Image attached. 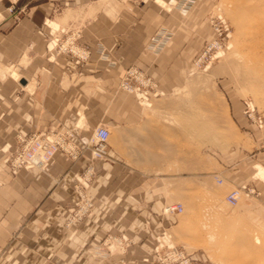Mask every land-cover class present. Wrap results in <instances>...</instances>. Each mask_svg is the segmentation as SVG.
I'll return each mask as SVG.
<instances>
[{
  "label": "crops",
  "instance_id": "1",
  "mask_svg": "<svg viewBox=\"0 0 264 264\" xmlns=\"http://www.w3.org/2000/svg\"><path fill=\"white\" fill-rule=\"evenodd\" d=\"M99 1H28L30 13L18 23L0 18V65L20 70L17 78L0 75V264H89L95 262L89 249L109 233L134 238L124 257L140 260L160 231L173 233L178 226L182 212L165 208L180 202L175 192L189 191L195 176L222 173L233 185L242 182L236 162L227 167L214 160L212 171L200 162L198 171L192 169L190 146H185L189 128L155 120L134 94L120 88L132 63L155 75L166 91L181 83L174 74L185 69L189 50H197L202 38L201 17L180 13L182 0H162L169 7L160 0H105L94 12L96 21L83 28L84 40L95 48L89 59L46 49L47 19ZM163 27L172 38L154 52L152 38ZM98 124L109 130L102 158H94L89 146ZM52 128L73 131L79 156L58 151L46 168L13 174L4 161L6 151L21 145V138ZM259 153L253 154L255 161ZM89 162L97 170L90 187L93 213L67 225L77 176ZM96 264L122 262L110 256Z\"/></svg>",
  "mask_w": 264,
  "mask_h": 264
},
{
  "label": "rangeland",
  "instance_id": "2",
  "mask_svg": "<svg viewBox=\"0 0 264 264\" xmlns=\"http://www.w3.org/2000/svg\"><path fill=\"white\" fill-rule=\"evenodd\" d=\"M5 1L8 4L2 8ZM28 1L36 0H0V18L9 17L18 23L30 13ZM103 1L47 19L46 49L77 58L78 51L84 50L88 55L81 60L89 59L95 48L84 40L83 28L102 8ZM178 9L188 16H200L197 26L202 32L200 42L196 41L198 49L189 50L185 69L174 74L176 82L181 83L166 91L155 75L132 63L124 69L120 88L142 103L143 90L135 83L141 77L150 78L153 84L144 95L151 104L142 105L157 121L189 128L185 146H190L192 169L198 171L200 162L206 163L207 171L213 170L214 160L223 166L236 162L241 165L236 175L242 182L233 185L222 173L216 175L223 178V183L215 180V174L195 176L189 191L174 194L175 201L184 207L177 217L178 226L173 233L160 231L152 251L137 260L124 257L134 243L122 253L105 257L98 256L91 247L88 249L95 262L89 264L102 263L110 256H120L122 264H264V85L246 76L248 66L256 64V59L264 61V0H182ZM171 36L168 27L159 29L150 48L161 51ZM4 69L7 72L3 73ZM133 69L136 71L132 75ZM0 71L1 76L17 78L20 74L14 65L1 64ZM127 82L136 88H129ZM259 151L261 157L255 161L253 154ZM237 186H244L242 195L238 204L231 205L226 194ZM168 246L183 251L184 256L180 254L169 263L158 260Z\"/></svg>",
  "mask_w": 264,
  "mask_h": 264
},
{
  "label": "built area",
  "instance_id": "3",
  "mask_svg": "<svg viewBox=\"0 0 264 264\" xmlns=\"http://www.w3.org/2000/svg\"><path fill=\"white\" fill-rule=\"evenodd\" d=\"M88 55L84 50L78 51L77 56L80 59L86 58ZM135 71L131 74H135ZM129 88H136V85L127 82ZM137 84V88L143 90V94L148 92V86H152L153 82L150 78L141 77ZM142 87V88H141ZM147 97V96H146ZM74 133L70 129L52 128L31 134L30 136L21 138V145L11 151H6L5 162L13 174H16L21 169H30L34 167L46 168L55 154L58 151H63L72 158H77L81 152V147L73 140ZM109 137V130L104 125H98L89 141V146L92 150L94 158H102L104 155L105 144ZM97 173L94 162H89L85 168L78 174L75 189L77 193L76 199L68 206L69 216L66 224L70 225L75 221L83 220L92 215L95 201L90 195V187ZM215 180L223 183V178L219 175H214ZM244 187V186H243ZM237 186L231 189L226 194V199L229 204L236 205L242 195V188ZM167 212H183L184 207L180 202L172 203L166 206ZM135 243V239L124 234H108L99 243L93 246L98 256H108L114 252L122 253L126 246ZM184 252L168 246V249L158 256V260H163L165 263L172 261L174 257L178 258Z\"/></svg>",
  "mask_w": 264,
  "mask_h": 264
},
{
  "label": "bare ground",
  "instance_id": "4",
  "mask_svg": "<svg viewBox=\"0 0 264 264\" xmlns=\"http://www.w3.org/2000/svg\"><path fill=\"white\" fill-rule=\"evenodd\" d=\"M57 22V21H56ZM54 23V22H53ZM241 54V53H240ZM243 57V56H242ZM249 61H251L250 59H249ZM263 60H259V59H256V64H250L249 66H248V70H247V72H248V75H246V76H248V77H253V78H255L256 80H257V82L259 83V85L261 86V85H264V65H263ZM7 69V68H6ZM6 69H4L3 70V73L4 72H7L6 71ZM261 69L263 70V72L261 73L260 71H261ZM1 70H2V68H1ZM1 72V71H0ZM1 74V73H0ZM141 99H142V103H144L146 106H148V105H150L151 104V102L149 101V97L147 98L144 94L143 95H141ZM252 105V104H251ZM252 109H253V107H252ZM166 236V235H165ZM168 242V241H167Z\"/></svg>",
  "mask_w": 264,
  "mask_h": 264
},
{
  "label": "water",
  "instance_id": "5",
  "mask_svg": "<svg viewBox=\"0 0 264 264\" xmlns=\"http://www.w3.org/2000/svg\"><path fill=\"white\" fill-rule=\"evenodd\" d=\"M27 80L25 77L20 78V83L26 84Z\"/></svg>",
  "mask_w": 264,
  "mask_h": 264
}]
</instances>
